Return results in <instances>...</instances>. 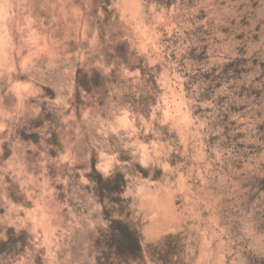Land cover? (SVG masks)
Wrapping results in <instances>:
<instances>
[{
	"label": "clouds",
	"instance_id": "obj_1",
	"mask_svg": "<svg viewBox=\"0 0 264 264\" xmlns=\"http://www.w3.org/2000/svg\"><path fill=\"white\" fill-rule=\"evenodd\" d=\"M0 264H264V0H0Z\"/></svg>",
	"mask_w": 264,
	"mask_h": 264
},
{
	"label": "trees",
	"instance_id": "obj_2",
	"mask_svg": "<svg viewBox=\"0 0 264 264\" xmlns=\"http://www.w3.org/2000/svg\"><path fill=\"white\" fill-rule=\"evenodd\" d=\"M123 246L125 249L136 250L138 248V240L125 232Z\"/></svg>",
	"mask_w": 264,
	"mask_h": 264
},
{
	"label": "rangeland",
	"instance_id": "obj_3",
	"mask_svg": "<svg viewBox=\"0 0 264 264\" xmlns=\"http://www.w3.org/2000/svg\"><path fill=\"white\" fill-rule=\"evenodd\" d=\"M238 39L240 38L239 36L237 37ZM84 72L90 77V73H87V69L84 70ZM89 84L91 85L92 84V81L91 79H89ZM83 86V85H82Z\"/></svg>",
	"mask_w": 264,
	"mask_h": 264
}]
</instances>
